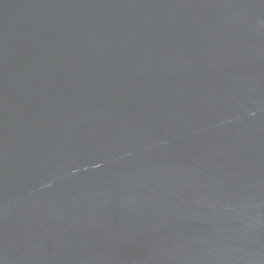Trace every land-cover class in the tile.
I'll return each instance as SVG.
<instances>
[{
	"label": "water",
	"instance_id": "water-1",
	"mask_svg": "<svg viewBox=\"0 0 264 264\" xmlns=\"http://www.w3.org/2000/svg\"><path fill=\"white\" fill-rule=\"evenodd\" d=\"M0 264H264V0H0Z\"/></svg>",
	"mask_w": 264,
	"mask_h": 264
}]
</instances>
